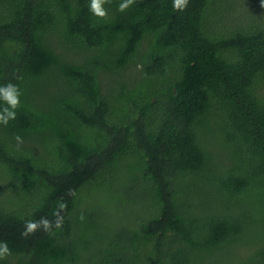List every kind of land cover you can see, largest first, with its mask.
Wrapping results in <instances>:
<instances>
[{"label": "trees", "instance_id": "1", "mask_svg": "<svg viewBox=\"0 0 264 264\" xmlns=\"http://www.w3.org/2000/svg\"><path fill=\"white\" fill-rule=\"evenodd\" d=\"M122 2L0 0V264H264V0Z\"/></svg>", "mask_w": 264, "mask_h": 264}, {"label": "clouds", "instance_id": "2", "mask_svg": "<svg viewBox=\"0 0 264 264\" xmlns=\"http://www.w3.org/2000/svg\"><path fill=\"white\" fill-rule=\"evenodd\" d=\"M110 2V0H90L89 11L96 17L104 19L107 17V10L103 8L105 3ZM135 3V0H123L118 6V11L125 12L131 5ZM188 4V0H173L174 10L183 11ZM23 93L17 85L11 82L0 85V101L6 105L0 108V124L7 126L11 120L16 119V109L20 107V97ZM18 143H22V138L17 135L15 137ZM67 207L65 203H60L58 205V210L54 212L56 219L54 221H49L46 217H41L39 221H26L25 230L21 232L22 237H28L30 234H34L37 230L43 229L45 232H49L53 226L56 228L62 227L63 218L60 216V211ZM81 219L83 217L81 216ZM11 255L10 249L7 243H0V259L6 258Z\"/></svg>", "mask_w": 264, "mask_h": 264}, {"label": "rangeland", "instance_id": "3", "mask_svg": "<svg viewBox=\"0 0 264 264\" xmlns=\"http://www.w3.org/2000/svg\"><path fill=\"white\" fill-rule=\"evenodd\" d=\"M100 83H101V85L104 87V89L107 88L108 84H107V79H106V77H100ZM217 151H218L217 149L214 150V152H216V153H217Z\"/></svg>", "mask_w": 264, "mask_h": 264}]
</instances>
